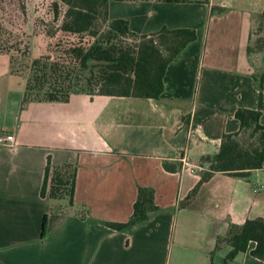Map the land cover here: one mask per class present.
Masks as SVG:
<instances>
[{
	"label": "crops",
	"instance_id": "obj_1",
	"mask_svg": "<svg viewBox=\"0 0 264 264\" xmlns=\"http://www.w3.org/2000/svg\"><path fill=\"white\" fill-rule=\"evenodd\" d=\"M107 9L137 33L165 25L195 36L166 63L156 97L22 103L25 75L0 50V129L13 135L0 144V264H223L230 246L214 245L228 223L264 217V156L246 176L201 181L199 157L238 129L236 108L258 110L264 124V56L246 49L264 0H109ZM180 152L193 171L181 169ZM47 162L74 166L71 204L41 193ZM138 186L152 189L156 209L113 229L107 222L128 219ZM253 246L224 264H264Z\"/></svg>",
	"mask_w": 264,
	"mask_h": 264
},
{
	"label": "trees",
	"instance_id": "obj_2",
	"mask_svg": "<svg viewBox=\"0 0 264 264\" xmlns=\"http://www.w3.org/2000/svg\"><path fill=\"white\" fill-rule=\"evenodd\" d=\"M109 0H53L52 19L58 20L47 34L57 39L49 47L34 55L27 66L21 102L28 100L65 101L71 93H101L123 96L156 97L163 87L166 63L195 36L191 27L160 26L148 33L130 30L122 17H109ZM197 1L208 0H161ZM213 8V6H212ZM255 38L256 50L264 47V12ZM257 42H260L256 45ZM263 47V48H262ZM247 50H251L247 45ZM0 50H3L0 48ZM255 50V49H254ZM264 50V49H263ZM6 51V50H3ZM8 52V51H6ZM10 58V56H9ZM10 69L19 72L12 67ZM262 79L260 81L261 85ZM238 129L222 134L214 153L199 157L205 169L199 181L213 171H224L235 176H246L249 169L259 168L264 156V124L259 122V111L238 107L234 111ZM164 167L170 169L167 163ZM74 166L68 162L45 165L41 193L47 190L49 198H66L72 202ZM196 185L188 192L190 198ZM156 209L153 191L138 186L132 211L125 221H109L113 229H122L145 219ZM44 215L41 222L43 233ZM249 249L255 257L264 256V217H246L241 223L229 222L226 232L217 236L215 247L222 243L230 248L222 256V263L231 260L239 251Z\"/></svg>",
	"mask_w": 264,
	"mask_h": 264
},
{
	"label": "rangeland",
	"instance_id": "obj_3",
	"mask_svg": "<svg viewBox=\"0 0 264 264\" xmlns=\"http://www.w3.org/2000/svg\"><path fill=\"white\" fill-rule=\"evenodd\" d=\"M52 1L0 0V48L8 51L12 67L19 71V78L26 75L30 59L45 51L59 36V32L54 36L47 34L58 22L52 19ZM262 35L263 30L257 31L256 27L250 47L252 52L262 51L264 56V46L262 50L255 48V38ZM256 43L258 45L260 42Z\"/></svg>",
	"mask_w": 264,
	"mask_h": 264
},
{
	"label": "built area",
	"instance_id": "obj_4",
	"mask_svg": "<svg viewBox=\"0 0 264 264\" xmlns=\"http://www.w3.org/2000/svg\"><path fill=\"white\" fill-rule=\"evenodd\" d=\"M12 140H13V135L11 132L0 129V144L10 143L12 142ZM177 161L179 162V166L181 167V169L185 168L189 171H193L195 167V165H192L187 161L184 152H180L177 155Z\"/></svg>",
	"mask_w": 264,
	"mask_h": 264
}]
</instances>
